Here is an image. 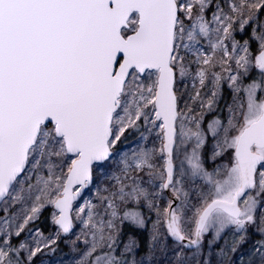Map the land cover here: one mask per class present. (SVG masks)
Segmentation results:
<instances>
[{
	"label": "snow or ice",
	"instance_id": "snow-or-ice-1",
	"mask_svg": "<svg viewBox=\"0 0 264 264\" xmlns=\"http://www.w3.org/2000/svg\"><path fill=\"white\" fill-rule=\"evenodd\" d=\"M0 264H264V0H0Z\"/></svg>",
	"mask_w": 264,
	"mask_h": 264
},
{
	"label": "trees",
	"instance_id": "trees-1",
	"mask_svg": "<svg viewBox=\"0 0 264 264\" xmlns=\"http://www.w3.org/2000/svg\"><path fill=\"white\" fill-rule=\"evenodd\" d=\"M145 235H146V234H145ZM141 238L144 239V238H145L144 235H142ZM61 248L64 249V245H61Z\"/></svg>",
	"mask_w": 264,
	"mask_h": 264
},
{
	"label": "rangeland",
	"instance_id": "rangeland-1",
	"mask_svg": "<svg viewBox=\"0 0 264 264\" xmlns=\"http://www.w3.org/2000/svg\"><path fill=\"white\" fill-rule=\"evenodd\" d=\"M63 250H64V252H67V251H68V249H67V248H65V247H64V249H63Z\"/></svg>",
	"mask_w": 264,
	"mask_h": 264
}]
</instances>
